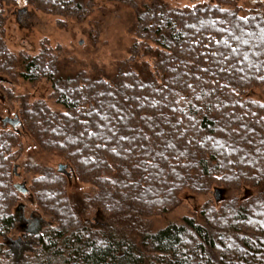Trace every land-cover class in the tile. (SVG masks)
Returning <instances> with one entry per match:
<instances>
[{
  "label": "trees",
  "instance_id": "obj_1",
  "mask_svg": "<svg viewBox=\"0 0 264 264\" xmlns=\"http://www.w3.org/2000/svg\"><path fill=\"white\" fill-rule=\"evenodd\" d=\"M22 1L77 20L94 2ZM113 1L136 10L137 21L132 55L110 78L66 75L49 48L13 53L0 8V74L46 80L64 108L21 96L25 133L95 188L79 208L65 174L24 164L31 204L51 224L28 264H264V101L252 96L264 95V15L241 16L236 0L194 8ZM22 148L18 130L0 132V238L18 230ZM189 193L208 197L195 218L157 232L147 226ZM91 210L111 225L93 226Z\"/></svg>",
  "mask_w": 264,
  "mask_h": 264
},
{
  "label": "rangeland",
  "instance_id": "obj_2",
  "mask_svg": "<svg viewBox=\"0 0 264 264\" xmlns=\"http://www.w3.org/2000/svg\"><path fill=\"white\" fill-rule=\"evenodd\" d=\"M153 1L138 0V3L140 8H143ZM164 1L177 8H194L213 0ZM235 2L241 16L264 15V0ZM2 3L0 0V8L7 17L3 37L9 49L13 53L26 52L35 56L44 48H49L66 75L86 71L91 76L110 78L119 70L121 63L132 55L131 48L136 39L134 28L137 15L136 10L122 3L113 0H94L88 16L83 20L50 15L23 1ZM133 67L139 70L136 63H133ZM8 89L14 93L11 98ZM51 94V85L46 80L33 84L23 77L15 79L0 74V132L5 129H15L21 133L23 148L19 150L15 183L27 180L29 189L32 174L25 167V163L33 162L55 169H58L60 164L68 163L58 154L42 149L35 139L25 133L23 125L14 128L11 124L4 125L1 119L21 116V96H27L32 101L46 100L54 110L63 111L64 108L51 97ZM252 96L264 101V95L259 89ZM68 170L70 172V177L66 175L69 178L68 191L79 208H86V201L92 197L95 188L78 181L72 174L71 168ZM17 173L22 175L19 177ZM256 191V188L247 190L250 194ZM21 196L22 201L19 205L25 204V209L15 211V227L18 230L0 238V264H28L41 250L38 242L39 234L47 231L51 225L47 218L39 214L36 206L31 204V199L25 202V196L22 194ZM207 199L208 197H196L189 193L182 206L176 210L166 215L147 217L144 220L153 232H157L172 223H183L187 218H195V213L202 209ZM90 213L92 224L96 228L105 229L111 225L112 222L99 210H91Z\"/></svg>",
  "mask_w": 264,
  "mask_h": 264
},
{
  "label": "water",
  "instance_id": "obj_3",
  "mask_svg": "<svg viewBox=\"0 0 264 264\" xmlns=\"http://www.w3.org/2000/svg\"><path fill=\"white\" fill-rule=\"evenodd\" d=\"M1 121L5 125L6 124H11L14 128H16L17 125H20V124L23 125L19 115H16L13 118L5 117V118H2ZM69 168H71V172L74 173L73 168L69 164H60L59 167H58V171L63 173V174H65V175H67L68 177H70V172L68 170ZM16 172H17V165L14 166V173H16ZM17 174H18L19 177L22 175L21 173H17ZM27 184H28L27 180L23 181V182H20V183H16L15 184V189L20 194H22L23 196H25V197L30 196V198L33 199V194L30 192V189H29ZM19 207H20V205L18 206V209H19Z\"/></svg>",
  "mask_w": 264,
  "mask_h": 264
},
{
  "label": "flooded vegetation",
  "instance_id": "obj_4",
  "mask_svg": "<svg viewBox=\"0 0 264 264\" xmlns=\"http://www.w3.org/2000/svg\"><path fill=\"white\" fill-rule=\"evenodd\" d=\"M21 1H22V0H18V2H21ZM3 124H4V123H3ZM4 125H5V124H4ZM30 199H31V198L24 197V201H25V202H28ZM21 209H22V210L25 209V204L22 203L17 211H20Z\"/></svg>",
  "mask_w": 264,
  "mask_h": 264
}]
</instances>
